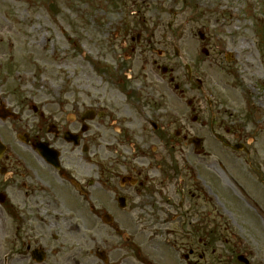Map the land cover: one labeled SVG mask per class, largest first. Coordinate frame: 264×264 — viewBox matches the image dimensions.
I'll list each match as a JSON object with an SVG mask.
<instances>
[{
	"label": "flooded vegetation",
	"instance_id": "1",
	"mask_svg": "<svg viewBox=\"0 0 264 264\" xmlns=\"http://www.w3.org/2000/svg\"><path fill=\"white\" fill-rule=\"evenodd\" d=\"M159 55L162 71L167 69L162 77L169 76L173 87L171 112L147 75L139 82L128 73L133 65L124 62L116 72L124 66L126 76H110L111 82L105 78L121 102L99 101L66 119L60 111L48 119L41 113L38 118L0 119L4 126L7 121L21 123L18 129L13 124L12 133L23 139L16 148L0 131V249L7 250L3 264H133L139 236L165 235L177 238L172 248L186 263L200 264L206 252L216 251L213 238L219 226L229 230L235 221L227 208L231 201L223 202L227 196L251 207L261 219V167L248 172L256 183L250 186L238 175L236 184L230 182L216 161L201 168L186 155L171 161L160 154L195 146L198 130L208 131L231 154L238 152L217 132L223 123L212 117L198 121L208 115L211 104L202 84L189 82L186 91L177 61L170 65L167 53ZM190 92L195 94L189 109L196 117L187 127L185 109L178 103L188 102ZM87 109L95 110L96 119L84 120ZM109 131L113 133L106 138ZM226 133L232 136L228 128ZM137 135L140 143L134 141ZM99 138L100 150L94 145ZM199 139L195 152L202 155L206 141ZM41 144L45 150H39ZM244 153L251 154V149ZM238 248V254H250L248 248Z\"/></svg>",
	"mask_w": 264,
	"mask_h": 264
},
{
	"label": "rangeland",
	"instance_id": "2",
	"mask_svg": "<svg viewBox=\"0 0 264 264\" xmlns=\"http://www.w3.org/2000/svg\"><path fill=\"white\" fill-rule=\"evenodd\" d=\"M0 25L4 27L0 28V104L23 118L39 117L33 106L42 109L47 119L59 111L66 119L99 101L119 100L105 78L111 82L110 76H126L124 66L116 72L124 62L133 65L128 73L139 82L147 75L149 85L164 94L160 99L164 109L171 112L175 97L168 81L162 80L158 51L167 53L170 65L176 58L186 91L189 82L183 65L195 66L205 90L217 102L213 112L217 124L223 123L217 132L230 143L247 142L251 154H231L208 131L199 130L194 135L206 141L202 155L187 144L159 152L171 161L186 155L201 168L216 161L250 186L256 183L248 172L261 167V193L257 192L261 219L251 207L227 196L223 202L231 201L227 208L235 221L229 230L219 226L213 238L216 251L206 252L200 264H243L237 258L240 254L249 264H264V0H0ZM176 49L182 59L175 56ZM194 94L186 98L193 99ZM178 104L185 109L189 127L193 113L186 102ZM211 116L208 109L198 121H210ZM13 124L17 129L21 126L0 122V131L20 148ZM226 128L232 136L226 135ZM109 133L113 132H106V138ZM101 138L105 140L103 134ZM102 139L94 141L95 149H101ZM141 140L134 137L138 143ZM175 239L139 236L133 264H191L172 248ZM240 240L246 244L236 246ZM238 247L248 248L250 254H238ZM6 252L0 249V264Z\"/></svg>",
	"mask_w": 264,
	"mask_h": 264
},
{
	"label": "bare ground",
	"instance_id": "3",
	"mask_svg": "<svg viewBox=\"0 0 264 264\" xmlns=\"http://www.w3.org/2000/svg\"><path fill=\"white\" fill-rule=\"evenodd\" d=\"M146 1H148V0H144V2H146ZM0 28L4 29V27L2 25H0Z\"/></svg>",
	"mask_w": 264,
	"mask_h": 264
}]
</instances>
